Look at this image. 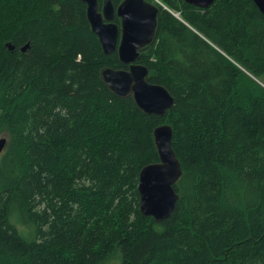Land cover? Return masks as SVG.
Segmentation results:
<instances>
[{
    "label": "trees",
    "instance_id": "16d2710c",
    "mask_svg": "<svg viewBox=\"0 0 264 264\" xmlns=\"http://www.w3.org/2000/svg\"><path fill=\"white\" fill-rule=\"evenodd\" d=\"M148 1L137 63L174 98L163 117L105 84L128 65L103 53L84 2L0 0V264H264V15ZM163 123L182 172L156 222L138 179Z\"/></svg>",
    "mask_w": 264,
    "mask_h": 264
},
{
    "label": "water",
    "instance_id": "95a60500",
    "mask_svg": "<svg viewBox=\"0 0 264 264\" xmlns=\"http://www.w3.org/2000/svg\"><path fill=\"white\" fill-rule=\"evenodd\" d=\"M80 1L86 4L87 20L98 37L103 53L110 54L116 50L119 61L128 65L127 69H103L101 75L105 84L119 97L132 95L142 112L163 117L172 108L174 98L164 86L148 82V68L137 63L139 51L154 38L159 4L148 0H122L114 7L112 0H102L99 7L97 0ZM184 1L207 8L214 0ZM253 2L264 15V0ZM114 16L119 18V24L113 21ZM7 47L10 50L13 48L10 44ZM27 48L28 44L20 49L25 51ZM153 138L159 161L145 165L139 173V209L142 215L160 222L170 215L178 199L173 185L182 170L171 148V126L159 124L153 130ZM5 144L6 137H0V153Z\"/></svg>",
    "mask_w": 264,
    "mask_h": 264
},
{
    "label": "rangeland",
    "instance_id": "374dc122",
    "mask_svg": "<svg viewBox=\"0 0 264 264\" xmlns=\"http://www.w3.org/2000/svg\"><path fill=\"white\" fill-rule=\"evenodd\" d=\"M173 14H175L176 16H178V14L177 13H173ZM163 124H167V123H163ZM3 135H0V137H2ZM3 137H6V136H3ZM7 139V138H6ZM3 150H4V148H3ZM2 150V151H3ZM2 151H1V153H2ZM0 153V154H1ZM106 264H120V258L119 257H117V259H113V260H111L110 262H108V263H106Z\"/></svg>",
    "mask_w": 264,
    "mask_h": 264
},
{
    "label": "flooded vegetation",
    "instance_id": "af4514ba",
    "mask_svg": "<svg viewBox=\"0 0 264 264\" xmlns=\"http://www.w3.org/2000/svg\"><path fill=\"white\" fill-rule=\"evenodd\" d=\"M114 18H115V16H114ZM114 18H113V20H114Z\"/></svg>",
    "mask_w": 264,
    "mask_h": 264
}]
</instances>
